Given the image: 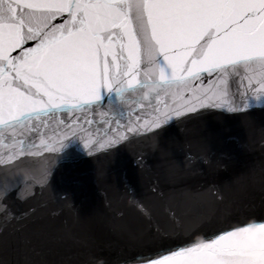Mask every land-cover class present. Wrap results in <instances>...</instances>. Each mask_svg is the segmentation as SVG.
Instances as JSON below:
<instances>
[{"label":"water","instance_id":"1","mask_svg":"<svg viewBox=\"0 0 264 264\" xmlns=\"http://www.w3.org/2000/svg\"><path fill=\"white\" fill-rule=\"evenodd\" d=\"M262 76L257 65H238L227 83L235 111L204 103L155 130L133 131L132 125L153 119L157 109L191 102V92L182 99L161 92L157 100L156 93L143 98L141 89L121 100L102 87L86 113L91 123L80 111L71 119L62 111L47 118V126L15 138L0 126V183L15 181L6 203L14 216H25L18 222L9 217L0 260L129 264L162 242L157 226L171 241L211 235L250 218L264 221V97L258 98L264 93L257 91ZM117 132L124 139L99 147ZM42 136H55L56 149H39ZM85 139L92 141L88 147ZM21 141L24 154L7 160ZM45 170L46 187L40 180ZM21 189L30 198L19 199Z\"/></svg>","mask_w":264,"mask_h":264},{"label":"snow or ice","instance_id":"2","mask_svg":"<svg viewBox=\"0 0 264 264\" xmlns=\"http://www.w3.org/2000/svg\"><path fill=\"white\" fill-rule=\"evenodd\" d=\"M238 65L264 69V0H0V126L13 138L47 126V118L62 111L70 119L80 111L91 123L86 113L102 87L121 100L141 89L143 98L156 93L157 100L161 92L181 99L192 93L191 102L157 109L153 119L134 123L133 131L161 128L172 115L204 103L235 111L227 83ZM258 83L264 93V76ZM58 124L70 127L63 119ZM122 139L117 132L98 145ZM91 143L84 141L85 147ZM56 145L55 136H42L38 147ZM22 154L23 141L7 160ZM49 176L47 170L40 175L45 187ZM16 187L15 181L0 183V250L7 248L9 217L25 218L14 216L6 203ZM22 192L19 199L30 198ZM156 231L162 242L129 264H262L251 258L252 250L264 251V221L256 218L187 240L165 241L171 234L159 226Z\"/></svg>","mask_w":264,"mask_h":264},{"label":"clouds","instance_id":"3","mask_svg":"<svg viewBox=\"0 0 264 264\" xmlns=\"http://www.w3.org/2000/svg\"><path fill=\"white\" fill-rule=\"evenodd\" d=\"M251 258L264 264V251H261L259 249L252 250Z\"/></svg>","mask_w":264,"mask_h":264}]
</instances>
